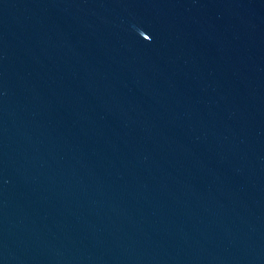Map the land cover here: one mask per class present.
I'll use <instances>...</instances> for the list:
<instances>
[{
    "label": "water",
    "instance_id": "95a60500",
    "mask_svg": "<svg viewBox=\"0 0 264 264\" xmlns=\"http://www.w3.org/2000/svg\"><path fill=\"white\" fill-rule=\"evenodd\" d=\"M0 264H264V0H0Z\"/></svg>",
    "mask_w": 264,
    "mask_h": 264
}]
</instances>
